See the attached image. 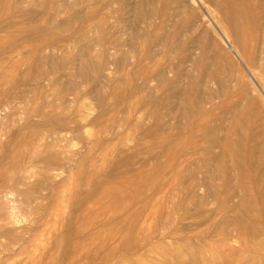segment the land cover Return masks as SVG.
I'll return each mask as SVG.
<instances>
[{"label":"rangeland","instance_id":"rangeland-1","mask_svg":"<svg viewBox=\"0 0 264 264\" xmlns=\"http://www.w3.org/2000/svg\"><path fill=\"white\" fill-rule=\"evenodd\" d=\"M243 3L256 46L264 0ZM136 11L144 17L132 23ZM148 23L149 36L139 37ZM208 26L193 0H0V197L14 190L17 199L16 219L0 201V264H191L194 253L232 264L252 256L219 228L216 199L189 191L192 176L205 177L198 171L208 156L192 149L189 109L177 106L169 121V90L149 74L166 58L160 68L179 70L180 90L199 58L206 72L229 69L225 60L216 66L225 46L210 47L217 38ZM157 34L171 45L146 39ZM162 116L172 127L150 136Z\"/></svg>","mask_w":264,"mask_h":264},{"label":"bare ground","instance_id":"bare-ground-1","mask_svg":"<svg viewBox=\"0 0 264 264\" xmlns=\"http://www.w3.org/2000/svg\"><path fill=\"white\" fill-rule=\"evenodd\" d=\"M193 1L200 5L205 13V17L208 19L209 29L207 34L212 33L217 38L216 40L212 39L209 41L210 47H213L215 50V48L220 49V44L225 46V51L222 52L225 54L220 53V56H217L215 59L216 66H219L221 63L220 61L225 60V65H227V62L229 61L228 65L230 68L223 69L219 66V69H222L220 72L214 70L213 72H206L207 69L204 70L205 68L202 67L203 65L199 66L202 63L201 58H199L197 62L194 61L192 63L191 67L194 68V72L190 71V75L187 76V86L180 90L178 89L179 87H177V83L180 80L179 70L175 67L160 68L165 65L166 58H164L165 60L162 61L157 70H151L149 74L155 72L156 76L153 77V81H157L158 85L160 84L169 90V94L167 93L166 95V118H168L169 121L177 120V106L178 108L189 109L186 112H189L187 114L192 115L191 118L188 116V118H190L189 123L192 125L190 126L189 131L193 146L192 149H194L195 152H200L205 156H208L201 161L202 164L200 163L204 171H202L203 169L198 171L199 173L204 174L205 177L203 179L201 178L200 181L197 180L196 176H192L190 181L191 188H189V191L192 192L191 194H194L195 191L200 189L205 192L207 198L216 199L215 201L219 203H217L219 206V212L223 218H221L222 223H220L221 226L219 225V228L221 229L222 227L221 230H225L223 228H226L225 231L227 232V236L229 235V237L233 238L234 242L239 243L240 245L243 244V246L246 244L245 246H249L248 249L253 250L252 256L250 255L251 252L249 254L250 257H246L245 252H248V249L244 246L245 250H242L245 251V254H243L246 258H244L243 255V259L240 258L241 261L239 260L232 264H264V75H262V73H264V57L258 59V53H261L264 56V28L261 33L259 32L260 35L254 36V40L259 41V44L257 42L256 46H253L251 45L253 38L250 35V29L244 24L246 21L252 19L251 15L246 12V6H248V4L243 3L244 0H214L210 4L211 7L207 6L204 0ZM257 6V8H259V5ZM136 9H138V6ZM214 9H218V15L220 16L215 14ZM142 17H144L143 14L136 11V16L132 19V23L139 22ZM253 17H255V14ZM250 23L252 22L250 21ZM140 24H144V22H140ZM151 24L152 23L146 24L143 29H139L137 26L138 28L135 29H139L140 32L136 34L141 35L139 37H148L150 31L147 26H150ZM226 25H228V28ZM257 25V31H260L261 28L259 27V24ZM255 26L251 28V30H253ZM146 39H151L154 43L157 40H161L159 39L158 34L153 38L150 37ZM147 40H143L142 42L148 43ZM198 41H200V39ZM160 44L169 47V38H165ZM182 44L179 46L180 49L181 46L182 49L184 48ZM205 44L206 42L203 44V42L200 41L198 47L200 49L203 47L204 49L206 47ZM175 52L176 54L179 53L177 51ZM143 54L145 55V53ZM146 55L148 58L150 56L149 52L146 53ZM205 57L206 56H204L203 59ZM187 61V57L182 59V62ZM158 62L159 61H157L156 64ZM122 65L123 62L119 63L117 65V70H119ZM221 65L224 64L222 63ZM199 67H202L203 72ZM253 68L259 71L258 74L254 75L252 73ZM171 72L174 73L173 79H169L167 76V74ZM143 74L144 72L142 75ZM225 76L228 80H225ZM145 77L146 75L141 78L144 82H146ZM126 85L131 89L136 88L135 84L132 82H126L125 86ZM188 85H190V87ZM141 90L144 91V88L142 87ZM146 98L150 101L156 99L154 95L150 94L146 96ZM174 98L179 100L180 105H175ZM155 103L156 102L153 104ZM155 107L158 108V103ZM217 110H219V114L217 113ZM186 112H183V114H186ZM201 114L205 115L203 119L199 118V115ZM163 116L158 119L156 118L155 126H153L152 129L150 128L149 131L146 129V132H167L166 130L169 132V128L172 127L171 124L173 122H164ZM136 127H138V125ZM138 128L135 129L138 130ZM70 129L71 128L67 130L70 131ZM181 130L182 127L180 128V131ZM177 133H179V131L172 133L174 134L173 136H175V139ZM149 134L150 136L152 135L151 133ZM157 135L155 134V136ZM159 136H162V134ZM167 136L169 135L166 133V138ZM201 138L205 139L206 146L200 144ZM165 140L166 142L168 141L167 139ZM169 140L172 141L171 139ZM169 144L171 145L172 142L169 143L168 141V145ZM2 191L3 189L0 192ZM13 191L14 190L8 191L3 197H0V201L2 198L6 201L5 206L9 205L8 209H10L11 217H15L16 214L14 213L16 209V205L14 204L17 199L15 198L16 193ZM182 254L180 253L181 256ZM209 257L212 258V256ZM209 257L207 259H209ZM213 257L216 260L214 255ZM191 260V264H216V262H218L213 258L206 260L202 258L199 253L191 255Z\"/></svg>","mask_w":264,"mask_h":264}]
</instances>
